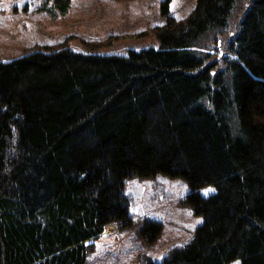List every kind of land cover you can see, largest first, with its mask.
Masks as SVG:
<instances>
[{
    "label": "trees",
    "instance_id": "trees-1",
    "mask_svg": "<svg viewBox=\"0 0 264 264\" xmlns=\"http://www.w3.org/2000/svg\"><path fill=\"white\" fill-rule=\"evenodd\" d=\"M161 7L157 48L0 62V264H88L107 225L131 226L127 181L159 175L203 223L147 264H264V0Z\"/></svg>",
    "mask_w": 264,
    "mask_h": 264
},
{
    "label": "rangeland",
    "instance_id": "rangeland-1",
    "mask_svg": "<svg viewBox=\"0 0 264 264\" xmlns=\"http://www.w3.org/2000/svg\"><path fill=\"white\" fill-rule=\"evenodd\" d=\"M163 1L84 0L83 5L81 0H63L68 4L64 12L56 8V0H0V62L60 44L87 54H126L130 49L157 48L153 27L165 21L161 15ZM196 3L175 0L171 15L186 18ZM244 9L232 17L229 32L236 33ZM225 44L221 40L218 45L222 48ZM189 192V184L181 178L159 175L127 181L131 226L107 225L98 239L90 241L94 249L88 264L160 263L169 252L185 246L203 223V217L185 202ZM201 193L207 198L214 189L203 188ZM149 223L162 227L153 240L144 228Z\"/></svg>",
    "mask_w": 264,
    "mask_h": 264
},
{
    "label": "bare ground",
    "instance_id": "bare-ground-1",
    "mask_svg": "<svg viewBox=\"0 0 264 264\" xmlns=\"http://www.w3.org/2000/svg\"><path fill=\"white\" fill-rule=\"evenodd\" d=\"M175 0H170V6L172 7V4H173V2H174ZM81 2H82V4L84 5V0H81ZM87 2V1H86ZM170 13H171V8H170ZM221 40H226V38L222 35L221 37H220V41Z\"/></svg>",
    "mask_w": 264,
    "mask_h": 264
},
{
    "label": "built area",
    "instance_id": "built-area-1",
    "mask_svg": "<svg viewBox=\"0 0 264 264\" xmlns=\"http://www.w3.org/2000/svg\"><path fill=\"white\" fill-rule=\"evenodd\" d=\"M110 235H112V233H110Z\"/></svg>",
    "mask_w": 264,
    "mask_h": 264
},
{
    "label": "crops",
    "instance_id": "crops-1",
    "mask_svg": "<svg viewBox=\"0 0 264 264\" xmlns=\"http://www.w3.org/2000/svg\"><path fill=\"white\" fill-rule=\"evenodd\" d=\"M91 2V0H89ZM59 10V9H58Z\"/></svg>",
    "mask_w": 264,
    "mask_h": 264
}]
</instances>
